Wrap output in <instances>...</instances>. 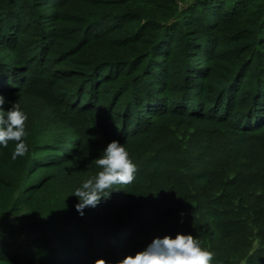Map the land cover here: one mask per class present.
I'll use <instances>...</instances> for the list:
<instances>
[{
    "label": "trees",
    "instance_id": "obj_1",
    "mask_svg": "<svg viewBox=\"0 0 264 264\" xmlns=\"http://www.w3.org/2000/svg\"><path fill=\"white\" fill-rule=\"evenodd\" d=\"M185 2L106 0L59 27L40 6L70 0H0L10 44L0 95L46 99L72 130L57 148L26 126L29 151L16 160L15 142L0 146V264H116L177 234L211 250L212 264H264V0ZM114 31L123 53L85 54ZM112 141L135 180L81 216L72 194ZM77 157L76 171L35 175Z\"/></svg>",
    "mask_w": 264,
    "mask_h": 264
},
{
    "label": "clouds",
    "instance_id": "obj_2",
    "mask_svg": "<svg viewBox=\"0 0 264 264\" xmlns=\"http://www.w3.org/2000/svg\"><path fill=\"white\" fill-rule=\"evenodd\" d=\"M5 98L0 95V146L7 148L15 142L11 158L16 160L29 151L26 143V121L28 116L19 103H14L7 111L3 109ZM99 169L95 176L85 180L72 195L77 197L76 211L81 216L84 209L95 208L101 199H108L114 186L129 185L135 180L136 165L129 152L118 141L110 142L103 154L95 159ZM214 253L202 247L200 241L188 234H177L156 238L143 251L128 255L116 264H212ZM95 264H108L97 259Z\"/></svg>",
    "mask_w": 264,
    "mask_h": 264
},
{
    "label": "rangeland",
    "instance_id": "obj_3",
    "mask_svg": "<svg viewBox=\"0 0 264 264\" xmlns=\"http://www.w3.org/2000/svg\"><path fill=\"white\" fill-rule=\"evenodd\" d=\"M101 1L106 0H70V3H67L60 7L58 10H52V7L49 5L40 6L44 8V11L49 12V18L53 19L52 24L55 26H69V27H76L79 26V21H82L84 18L89 17L91 14L98 12L97 9H106V6H102ZM185 4L181 3L182 8H186L188 6V0H185ZM193 2L194 0H190ZM2 2V1H1ZM22 0H17V5H20ZM188 2V3H187ZM39 7V8H40ZM103 7V8H102ZM23 9L22 7L20 8ZM42 14V13H40ZM38 14V15H40ZM254 17L251 16L250 19H253ZM27 20V19H26ZM49 19H44L43 23H47L49 26H52V24L49 22ZM78 21V22H76ZM101 27V26H100ZM251 27V25L249 26ZM255 27V26H254ZM106 28H103V30ZM106 31V30H105ZM97 32V30H94V33ZM56 34L59 33L58 30L55 32ZM252 32H249L251 34ZM102 40L96 41L88 48V52L85 51V54L89 55L90 53H97V54H103V55H110V53L113 54H119L121 51L125 50V48L122 46L120 37L116 34V32H110L103 36ZM50 38V37H49ZM60 41H65V38H59ZM8 40H2L0 35V51H6L8 50L7 47L10 46L7 45ZM264 45V44H263ZM14 47V45H13ZM12 53H18L20 50L17 48L11 49L9 48ZM35 49V48H34ZM223 53L230 54L228 51V46H224V48H221ZM26 51V50H25ZM26 53V52H25ZM14 60V58H13ZM215 63L219 66H224L226 64V61L224 59H218ZM43 66H38V69H41ZM50 67V66H46ZM47 69V68H46ZM218 69V68H217ZM219 73V72H218ZM41 80H45L46 76L39 75ZM5 98V104L3 105V109L8 110L12 107L14 103H19L21 106V109L26 113L28 116V120L26 121V126L28 128L33 127L36 128V131L42 130L41 142L44 145L51 144L53 147L61 148L64 145V139L71 136L72 130L67 127V123L63 122L58 115H56L53 112V109L50 107V102L46 99L37 97L36 95H29V94H17L15 96H6L3 95ZM111 115H107L106 113L102 114V117L106 119L107 121H111L113 119L110 118ZM36 123H38L36 125ZM110 123V122H109ZM110 128V127H109ZM111 130L113 128H110ZM30 130V129H29ZM73 144V143H72ZM70 144V145H72ZM67 152V149L64 150ZM59 152H54V155H58ZM43 155V154H41ZM46 157L51 158V154H45ZM80 158H76L69 164L58 167V166H47L42 167L44 165H40L38 167H42L41 170L37 172V176L41 175H48V174H64L65 171H76L83 167V162L79 160ZM0 160H2L0 156ZM35 169V168H34ZM36 235H32L31 238L35 237ZM39 236V235H38ZM0 238H8V232L3 230V227L0 228Z\"/></svg>",
    "mask_w": 264,
    "mask_h": 264
}]
</instances>
